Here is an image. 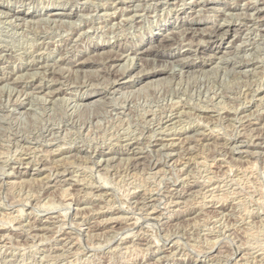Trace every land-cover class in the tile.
Masks as SVG:
<instances>
[{"label": "rangeland", "instance_id": "obj_1", "mask_svg": "<svg viewBox=\"0 0 264 264\" xmlns=\"http://www.w3.org/2000/svg\"><path fill=\"white\" fill-rule=\"evenodd\" d=\"M263 30L264 0H0V264H264Z\"/></svg>", "mask_w": 264, "mask_h": 264}, {"label": "bare ground", "instance_id": "obj_2", "mask_svg": "<svg viewBox=\"0 0 264 264\" xmlns=\"http://www.w3.org/2000/svg\"><path fill=\"white\" fill-rule=\"evenodd\" d=\"M58 1V0H57ZM67 1H69V0H67ZM72 1V0H71ZM92 1V0H91ZM54 2V1H53ZM78 2V1H77ZM66 3V2H65ZM70 3V2H69ZM123 3V2H122ZM161 3V2H160ZM63 4V3H62ZM146 4V3H145ZM195 4V3H194ZM136 5V4H135ZM148 5V4H147ZM167 5V4H166ZM116 6V5H115ZM134 6V5H133ZM251 6V5H250ZM245 7V6H244ZM97 8V7H96ZM137 8V7H136ZM181 8V7H180ZM202 8V7H201ZM242 8V7H241ZM79 9V8H78ZM98 9V8H97ZM104 9V8H103ZM224 9V8H223ZM230 9V8H229ZM121 10V9H120ZM205 10V9H204ZM214 10H216V9H214ZM219 10V9H218ZM226 10V9H225ZM263 10V9H262ZM115 11V10H114ZM192 11H194V10H192ZM199 11V10H198ZM207 11V10H206ZM128 12V11H127ZM245 12V11H244ZM255 12V11H254ZM59 13H61V12H59ZM66 13V12H65ZM71 13V12H70ZM113 13V12H112ZM201 13V12H200ZM218 13V12H217ZM232 13V12H231ZM242 13V12H241ZM68 14V13H67ZM104 14V13H103ZM229 14H230V12H229ZM237 14V13H236ZM239 14V13H238ZM245 14V13H244ZM247 14V13H246ZM84 15V14H83ZM82 15V16H83ZM89 15V14H88ZM198 15V14H197ZM200 15V14H199ZM206 15V14H205ZM49 16V15H48ZM134 16V15H133ZM238 16V15H237ZM243 16V15H242ZM245 16V15H244ZM122 17V16H121ZM130 17V16H129ZM132 17V16H131ZM234 18H235V16H233ZM263 17V16H262ZM104 18H106V17H104ZM223 18V17H222ZM226 18H228V17H226ZM241 18V17H240ZM245 18V17H244ZM39 19V18H38ZM48 19V18H47ZM86 19V18H85ZM124 19V18H123ZM130 19V18H129ZM132 19V18H131ZM210 19V18H209ZM34 20V19H33ZM39 20H41V19H39ZM84 20V19H83ZM128 20V19H127ZM7 21V20H6ZM55 21H56V19H55ZM65 21V20H64ZM88 21V20H87ZM130 21V20H129ZM39 22V21H38ZM241 22V21H240ZM49 23V22H48ZM64 23V22H63ZM223 23V22H222ZM58 24V23H57ZM37 25V24H36ZM72 25V24H71ZM55 26V25H54ZM63 26V25H62ZM66 26V25H65ZM76 26V25H75ZM214 26V25H213ZM28 27V26H27ZM61 27V26H60ZM221 27H223V26H221ZM246 27V26H245ZM53 28V27H52ZM57 28V27H56ZM65 28V27H64ZM195 28V27H194ZM22 29V28H21ZM62 29V28H61ZM67 29V28H66ZM206 29V28H205ZM211 29V28H210ZM209 29V30H210ZM14 30V29H13ZM47 30V29H46ZM63 30V29H62ZM85 30V29H84ZM94 30V29H93ZM199 30V29H198ZM207 30V29H206ZM215 30V29H214ZM238 30V29H237ZM50 31V30H49ZM65 31V30H64ZM186 31V30H185ZM264 31V30H263ZM48 32V31H47ZM60 32V31H59ZM87 32V31H86ZM173 32V31H172ZM183 32V31H182ZM198 32V31H197ZM214 32V31H213ZM225 32V31H224ZM58 33V32H57ZM204 33V32H203ZM217 33V32H216ZM215 33V34H216ZM237 33V32H236ZM80 34V33H79ZM6 35V34H5ZM4 35V36H5ZM10 35V34H9ZM80 35H82V34H80ZM172 35V34H171ZM203 35V34H202ZM201 35V36H202ZM40 36H42V35H40ZM59 36V35H58ZM57 36V37H58ZM70 37V36H69ZM77 38V37H76ZM204 38V37H203ZM33 39V38H32ZM66 39V38H65ZM79 40V39H78ZM83 40V39H82ZM81 40V41H82ZM201 40V39H200ZM215 40V39H214ZM249 40V39H248ZM9 41V40H8ZM47 41V40H46ZM74 41H75V39H74ZM206 41H208V40H206ZM191 42V41H190ZM244 42V41H243ZM254 42V41H253ZM8 43V42H7ZM35 43V42H34ZM46 43V42H45ZM79 43V42H78ZM251 43V42H250ZM42 44V43H41ZM194 44V43H193ZM243 44V43H242ZM26 45V44H25ZM66 45V44H65ZM163 45V44H162ZM198 45V44H197ZM252 45V44H251ZM256 45V44H255ZM3 46V45H2ZM23 46V45H22ZM51 46V45H50ZM64 46V45H63ZM240 46V45H239ZM16 47V46H15ZM20 47V46H19ZM26 47V46H25ZM254 47V46H253ZM71 48V47H70ZM82 48V47H81ZM153 48V47H152ZM257 48V47H256ZM156 49V48H155ZM177 49V48H176ZM239 49V48H238ZM52 50V49H51ZM44 51V50H43ZM64 51V50H63ZM188 51V50H187ZM237 51V50H236ZM13 52V51H12ZM46 52V51H45ZM48 52V51H47ZM150 52V51H149ZM15 53H17V52H15ZM39 53V52H38ZM180 53V52H179ZM231 53V52H230ZM194 54V53H193ZM229 54V53H228ZM232 54V53H231ZM250 54V53H249ZM121 55V54H120ZM238 55V54H237ZM213 56V55H212ZM220 56V55H219ZM225 56H226V53H225ZM44 57V56H43ZM88 57V56H87ZM215 57V56H214ZM223 57V56H222ZM240 57V56H239ZM61 58V57H60ZM59 58V59H60ZM107 58V57H106ZM194 58V57H193ZM90 59V58H89ZM110 59V58H109ZM147 59V58H146ZM190 59V58H189ZM226 59V58H225ZM243 59V58H242ZM31 60V59H30ZM38 60V59H37ZM185 60V59H184ZM248 60V59H247ZM17 61V60H16ZM84 61V60H83ZM156 61V60H155ZM246 61V60H245ZM46 62V61H45ZM44 63V62H43ZM171 63V62H170ZM178 63V62H177ZM218 63V62H217ZM251 63V62H250ZM123 64V63H122ZM204 64V63H203ZM246 64V63H245ZM249 64V63H248ZM227 65V64H226ZM242 65V64H241ZM247 65V64H246ZM110 66V65H109ZM217 66V65H216ZM42 67V66H41ZM171 67V66H170ZM174 67V66H173ZM35 68V67H34ZM59 68V67H58ZM181 68V67H180ZM183 68V67H182ZM217 68V67H216ZM107 69V68H106ZM213 69V68H212ZM219 69V68H218ZM148 70H150V69H148ZM172 70V69H171ZM22 71V70H21ZM34 71H36V70H34ZM37 72V71H36ZM41 72H43V71H41ZM40 72V73H41ZM117 72V71H116ZM172 72V71H171ZM208 72V71H207ZM34 73V72H33ZM206 73V72H205ZM21 74V73H20ZM65 74V73H64ZM196 74V73H195ZM44 75V74H43ZM66 75V74H65ZM70 75V74H69ZM173 75V74H172ZM32 76V75H31ZM50 76V75H49ZM122 76V75H121ZM133 76V75H132ZM24 77V76H23ZM139 77V76H138ZM75 78V77H74ZM166 78V77H165ZM168 78V77H167ZM166 78V79H167ZM172 78V77H171ZM16 80V79H15ZM29 80V79H28ZM75 80V79H74ZM161 80V79H160ZM159 80V81H160ZM76 81V80H75ZM158 81V82H159ZM163 81V80H162ZM63 82V81H62ZM113 82V81H112ZM10 83V82H9ZM25 83V82H24ZM117 83V82H116ZM83 85V84H82ZM152 85V84H151ZM69 86V85H68ZM71 86V85H70ZM74 86V85H73ZM95 86H96V84H95ZM108 86V85H107ZM14 87V86H13ZM48 87V86H47ZM37 88V87H36ZM41 88V87H40ZM15 89V88H14ZM42 89V88H41ZM105 89V88H104ZM40 90V89H39ZM106 90V89H105ZM7 91V90H6ZM113 91V90H112ZM55 91H53V93H54ZM56 92H57V89H56ZM60 92V91H59ZM24 93V92H23ZM28 93H30V92H28ZM33 93V92H32ZM31 93V94H32ZM74 93V92H73ZM26 94V93H25ZM30 94V95H31ZM57 95V94H56ZM73 95V94H72ZM108 95V94H107ZM131 95V94H130ZM40 96H42V95H40ZM58 96V95H57ZM64 96V95H63ZM101 96V95H100ZM44 97V96H43ZM56 97V96H55ZM65 97V96H64ZM15 98V97H14ZM46 98V97H45ZM53 98H54V96H53ZM17 99V98H16ZM44 99V98H43ZM13 101V100H12ZM43 102V101H42ZM76 102V101H75ZM36 103V102H35ZM88 104V103H87ZM53 105H55V104H53ZM171 116V115H170ZM173 120V119H172ZM254 129V128H253ZM49 131V130H48ZM200 131V130H199ZM197 132V131H196ZM54 133V132H53ZM176 134V133H175ZM52 135V134H51ZM174 135V134H173ZM192 135V134H191ZM190 135V136H191ZM179 137V136H178ZM252 137H254L253 135H252ZM174 138V137H173ZM196 138H198V137H196ZM204 139V138H203ZM196 140V139H195ZM197 140H199V139H197ZM264 141V140H263ZM180 142V141H179ZM183 142V141H182ZM255 142V141H254ZM257 142V141H256ZM258 143V142H257ZM165 145V144H164ZM169 145V144H168ZM166 146V145H165ZM258 146V145H257ZM163 147V146H162ZM190 147V146H189ZM131 149V148H130ZM163 149V148H162ZM30 151V150H29ZM132 152V151H131ZM166 153V152H165ZM121 154V153H120ZM171 154V153H170ZM64 156V155H63ZM74 156V155H73ZM98 157V156H97ZM115 157V156H114ZM137 158V157H136ZM31 159V158H30ZM68 159V158H67ZM132 159V158H131ZM53 160V159H52ZM107 160V159H106ZM111 160V159H110ZM177 160V159H176ZM60 161V160H59ZM64 161V160H63ZM72 160H70V162H71ZM174 161V160H173ZM30 162V161H29ZM21 164V163H20ZM19 164V165H20ZM57 165V164H56ZM44 167V166H43ZM19 171V170H18ZM50 171V170H49ZM64 171V170H63ZM57 172V171H56ZM61 172V171H60ZM35 176V175H34ZM37 178H39V177H37ZM33 179H35V178H33ZM41 179V178H40ZM29 181V180H28ZM31 181V180H30ZM31 182H33V180L31 181ZM64 182V181H63ZM25 183V182H24ZM43 210V209H42ZM21 211V210H20ZM36 220V219H35ZM31 227V226H30ZM37 227V226H36ZM1 231V230H0ZM125 241V240H124ZM128 242V241H127ZM130 242V241H129Z\"/></svg>", "mask_w": 264, "mask_h": 264}]
</instances>
